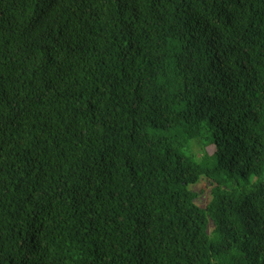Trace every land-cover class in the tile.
I'll return each mask as SVG.
<instances>
[{
    "label": "trees",
    "instance_id": "16d2710c",
    "mask_svg": "<svg viewBox=\"0 0 264 264\" xmlns=\"http://www.w3.org/2000/svg\"><path fill=\"white\" fill-rule=\"evenodd\" d=\"M0 264H264V0H0Z\"/></svg>",
    "mask_w": 264,
    "mask_h": 264
},
{
    "label": "rangeland",
    "instance_id": "374dc122",
    "mask_svg": "<svg viewBox=\"0 0 264 264\" xmlns=\"http://www.w3.org/2000/svg\"><path fill=\"white\" fill-rule=\"evenodd\" d=\"M192 151L198 157H201L203 154L202 150L197 145H195L192 148ZM210 189H211V185L208 184V181L206 179H201L196 185L190 187V190L197 195L195 199V204L199 208H204L211 200ZM211 231H212V224L211 222H209L208 233H210Z\"/></svg>",
    "mask_w": 264,
    "mask_h": 264
}]
</instances>
